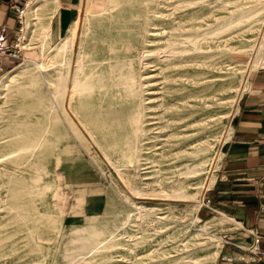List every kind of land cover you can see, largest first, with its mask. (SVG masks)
Wrapping results in <instances>:
<instances>
[{
    "label": "rangeland",
    "instance_id": "obj_1",
    "mask_svg": "<svg viewBox=\"0 0 264 264\" xmlns=\"http://www.w3.org/2000/svg\"><path fill=\"white\" fill-rule=\"evenodd\" d=\"M1 1L11 3L15 25L0 46V156L24 142L17 134L38 132L44 143L14 182L2 174L15 165L0 164V264H215L221 244L232 241L224 236L229 224L222 215L203 216L202 196L247 81L262 0H199L190 7L131 0L140 25L122 71L128 85L107 79L113 12L84 20L89 2L105 0H80L58 49L48 51L57 0ZM147 19L154 25L145 34ZM169 21L205 34L189 46V61H171L168 30L154 32ZM42 54L47 69L38 72ZM257 55L264 66V50ZM79 57L85 73L98 66L85 106L72 96V81L79 89L84 80L80 71L74 76ZM137 112L142 136L135 160L123 154ZM96 123L105 128L93 134ZM11 183L24 190L16 203L7 192Z\"/></svg>",
    "mask_w": 264,
    "mask_h": 264
},
{
    "label": "crops",
    "instance_id": "obj_2",
    "mask_svg": "<svg viewBox=\"0 0 264 264\" xmlns=\"http://www.w3.org/2000/svg\"><path fill=\"white\" fill-rule=\"evenodd\" d=\"M57 3L51 25L55 39L63 37L76 19L80 0ZM10 5L0 2V46L2 38H10L14 31ZM221 151L213 182L202 196L208 200L203 216L222 215L229 224L224 236L232 241L221 244L215 264H264V258L255 262L246 259L252 234L261 236L259 246L264 251V66L249 72Z\"/></svg>",
    "mask_w": 264,
    "mask_h": 264
},
{
    "label": "bare ground",
    "instance_id": "obj_3",
    "mask_svg": "<svg viewBox=\"0 0 264 264\" xmlns=\"http://www.w3.org/2000/svg\"><path fill=\"white\" fill-rule=\"evenodd\" d=\"M177 1L181 3H185L187 6L190 7V6L196 5L197 4L196 2L199 0H177ZM128 2H131V0H105L100 5L92 4L91 2H89L87 6V11L85 14V19H84L85 21H87L88 16L100 15L105 11L113 12L107 18V20L109 21L108 23H109V31H110L108 39H107L108 43H106L107 48H108L107 61L113 64L112 66H109L108 68L107 73L109 75L107 79L116 80V83H119V84L121 83L124 85H128L127 79L129 77V75L127 74L126 76H124V74L122 75V71L124 69L126 70L127 65L130 63V59L128 57V54L130 51L129 42L132 36L135 34L137 27H139L140 25V15L133 13L130 11L131 9H128L129 8ZM259 6H260L259 11L262 12L263 17L260 20L259 36L252 48L253 54H252V58L249 64L247 65L246 75L250 71H252L255 67L261 66V63H262V62L259 63V60L257 58L258 57L257 52L259 51L260 48H262V45H263L264 0L261 1ZM33 9L31 10V13H33ZM23 13H22V16H23ZM144 24H145L144 33L146 34L148 33L147 27L154 25V24H152V19L145 20ZM165 25L166 26L164 28L160 30L159 29L154 30V32H157V34L159 35L165 32L166 30H168L169 39H168L166 48L169 54L168 55L169 59L173 62L182 61L184 59L189 61L191 57L189 54V51H190L189 46H191L193 44V41L195 40H199L203 42L206 37L205 34L204 33L197 34V33H194V31L191 33L193 29L190 28V26L188 25H185V26L178 25L177 27H173L172 21H169ZM232 25H234L233 22H231L230 24H226V25L223 24L219 26L215 31L219 32L222 29L230 27ZM47 36L48 37L45 42L46 51L53 49V48L58 49V46L56 45L57 41L55 37H53L52 31H50ZM43 55L44 54H42V60L40 62L34 63L35 65L34 67L36 68L38 72H41L47 69L46 63L43 61ZM198 58H200L202 62L205 60L206 58L205 47L200 46ZM82 66H83V62L81 58L79 57V60L77 61V68H76L74 76H76L77 71H80L84 75V80H83L82 86L79 89L75 87V81L74 80L72 81V96L76 95L77 97H79L80 105L82 104L81 106H85L88 100L87 97H92L93 95V89H94L93 81L96 78V75H97L96 71H97L98 66L97 65L91 66L89 73H85L83 70H81ZM33 78L34 77H32L31 79ZM244 88H245V82H243V84L239 88V96L244 91ZM37 109L39 110L40 107L38 106ZM40 116L45 117V119H48L49 114H47V112L44 110L43 111L40 110ZM178 116L179 117L177 118L179 119L182 118L180 117L181 115H178ZM40 119L41 118H38L37 124L39 123L44 124V122H41ZM141 119H142L141 112H137L135 113L134 116H132L129 122V134L124 139V144H125L126 149H125V153L123 154V156L125 157L128 156L130 159H135L136 154L139 152V141L142 136ZM96 124H97V127H96ZM96 124L94 126L92 125L90 126L91 132L93 134L101 133L103 129L105 128L104 126H100L98 123ZM179 127L180 126H178L177 128ZM17 135L21 137V139H24V142L18 145H14V149L12 151L8 150L6 153L0 156V164L5 161H10L13 165H15L14 169H11V170L4 169V172L2 174V175L9 176L10 179H13V182L15 180L14 176L17 173H21L22 171H24L22 167H28L27 165L31 163V159L34 155L35 150L42 148L43 143H44V139H42L43 136L42 135L39 136L40 134L38 132L24 134V135L23 134H17ZM226 137L227 135L223 139L222 143L225 141ZM219 155H220V151H217L216 160L219 158ZM39 177L40 176L38 175L35 176L33 178V181L35 182L38 181ZM7 192L10 194V196L13 198V200L16 203L21 198V193H24V190L19 184L11 183L10 186L7 185ZM196 203H197L196 208L199 205H201L200 201ZM217 254H218V250L216 252V256Z\"/></svg>",
    "mask_w": 264,
    "mask_h": 264
},
{
    "label": "built area",
    "instance_id": "obj_4",
    "mask_svg": "<svg viewBox=\"0 0 264 264\" xmlns=\"http://www.w3.org/2000/svg\"><path fill=\"white\" fill-rule=\"evenodd\" d=\"M203 203L207 205L208 200H205L202 198ZM205 202V203H204ZM260 240L261 236L259 234H252V242L250 246L246 249L247 251V257L246 259L251 262L260 261L264 258V251L260 249Z\"/></svg>",
    "mask_w": 264,
    "mask_h": 264
}]
</instances>
